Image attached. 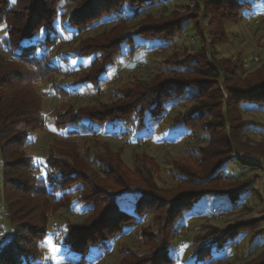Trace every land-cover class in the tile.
<instances>
[{"label": "trees", "instance_id": "16d2710c", "mask_svg": "<svg viewBox=\"0 0 264 264\" xmlns=\"http://www.w3.org/2000/svg\"><path fill=\"white\" fill-rule=\"evenodd\" d=\"M167 2L171 0H0V188L7 220L0 264H42L49 214L71 212L75 204L87 207V215L77 223L67 221L60 247L78 264L108 253L118 237L133 229L140 230L146 249L123 250L119 264H178L171 248L178 225L204 197L250 212L249 198L262 201L259 175L246 177L245 171L264 173V140L248 136L250 122L243 114L248 107L264 110V64L250 73L245 64L220 57L216 50L228 39L227 24L242 20L252 2L191 0L193 13L187 16L173 10L156 17L150 11ZM186 21L192 22L198 49L178 50L165 60L167 71L110 87V101L100 98L125 49L134 58L140 49L173 44L185 34ZM102 24L110 29L87 36ZM67 36L73 46L62 54ZM71 60L88 61L73 73L71 89L53 83L63 71H72ZM43 82H51L54 93L65 99L47 115L37 90ZM82 87L94 92L91 101L79 103ZM190 93L194 105L173 117L171 126L205 145L195 146V165L171 164L179 183L172 190L161 189L149 168L137 167L133 177L109 144L88 156L89 161L76 142L68 141L79 132L97 137L103 129L127 137L143 133ZM47 118L59 136L36 166L27 153L30 131L46 129ZM263 223L264 218L236 220L226 227L203 225L204 232L194 238L192 263H211L215 254L236 246L242 234L258 240ZM244 264H264V252Z\"/></svg>", "mask_w": 264, "mask_h": 264}, {"label": "rangeland", "instance_id": "374dc122", "mask_svg": "<svg viewBox=\"0 0 264 264\" xmlns=\"http://www.w3.org/2000/svg\"><path fill=\"white\" fill-rule=\"evenodd\" d=\"M252 6L242 15V20L237 23H228V39L226 42L216 46L220 57L228 58L245 64L250 73L255 72L264 64V0H251ZM194 6L191 0H171L163 6L152 8L154 16H159L161 11L171 13L173 10L183 16L193 13ZM185 34L173 44H164L153 49H140L134 58L124 50L123 57L118 64L110 70L108 85L103 87V95L100 96L104 101H110L112 96L110 87H122L127 83H135L137 80H148L158 72L167 71L165 60L176 51H183L187 48L194 52L199 48V42L195 36L192 22H185ZM110 29V25H99L87 36L100 35ZM4 36L3 29L0 30V39ZM67 43L60 46V52L66 53L73 41L66 37ZM80 64L82 67H80ZM79 64L76 60H71L73 67L71 72L63 71L62 74L54 78L55 84L71 89L73 73H79L87 67L88 61ZM37 90L43 96V108L45 114H49L54 108L58 107L65 99L54 93L51 82H43L37 85ZM82 95L79 103L91 101L94 92L90 87H82ZM194 95L192 93L183 100L176 102L169 108V112L158 122L150 124V129L143 133H132L128 137L121 133H113L110 130H100L97 137L90 133L79 132L74 136H69L68 141L76 142L79 153L88 159L94 153L104 150V144H109L114 153H119L124 165L131 169L133 174L137 167L149 168L154 171L155 179L161 189L172 190L179 183L175 180L174 167L171 164L195 165L194 148L198 145H205L200 138L192 133H185L182 129L171 126V119L184 112H187L193 105ZM68 101L74 103V99ZM243 118L250 122L246 128V133L254 141L264 140V110H259L255 106L248 107ZM31 141L27 146V153L35 159L36 166H41L47 152L51 148L54 140L59 135L55 132L50 118H47L46 129L30 131ZM140 138V139H138ZM243 158L242 153H237ZM152 161H151V160ZM264 165V158L261 159ZM93 166V165H92ZM225 169L228 168L226 165ZM235 170L238 167L233 165ZM39 173H42L39 171ZM254 173L259 175L256 185L261 194L262 201L256 197L249 198L252 205V212L242 210L241 207L230 210L231 206L224 199H214L210 196L204 197L199 205L189 214H186L178 225V233L172 241V253L178 260V264H193V253L195 252V237L204 232L203 225L211 224L214 226L226 227L233 224L236 220H249L264 218V173L257 169L245 171L246 177ZM174 174V175H173ZM70 191H73L70 189ZM74 192V191H73ZM229 209V211H227ZM48 221L50 232L47 240L42 244L45 258L42 264H78L76 257L63 252L60 247L61 239L65 234L67 221L74 223L82 221L87 215V207L74 205V209L69 212L64 209L50 213ZM0 220L3 225L0 228V241L5 238L4 234L7 227L6 207L4 194L0 188ZM264 228V223L262 224ZM140 230L133 229L118 237L110 247L108 253L98 257L92 255L88 261L82 264H119L123 259L122 251L130 249L142 252L146 248L140 238ZM250 234H242L237 241V245L221 255L215 254L211 263L207 264H244L252 261L264 252V234L261 238L254 239Z\"/></svg>", "mask_w": 264, "mask_h": 264}, {"label": "snow or ice", "instance_id": "6c2138e0", "mask_svg": "<svg viewBox=\"0 0 264 264\" xmlns=\"http://www.w3.org/2000/svg\"><path fill=\"white\" fill-rule=\"evenodd\" d=\"M12 2L15 3V0H12ZM41 31H43V30H41Z\"/></svg>", "mask_w": 264, "mask_h": 264}]
</instances>
